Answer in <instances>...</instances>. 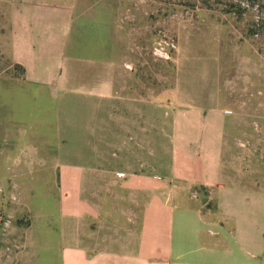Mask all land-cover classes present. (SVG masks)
<instances>
[{"label": "rangeland", "instance_id": "obj_1", "mask_svg": "<svg viewBox=\"0 0 264 264\" xmlns=\"http://www.w3.org/2000/svg\"><path fill=\"white\" fill-rule=\"evenodd\" d=\"M85 3L91 13L83 17L81 12L76 28L105 17L104 36L112 38L119 64L117 106L63 96L53 103L43 86L27 82L24 67L11 61L2 48L6 43L0 42V264H60L58 253L69 244L65 225L71 226L72 237L81 231V185L96 208L84 220L95 235L102 224L104 233L118 232L123 213L117 202L126 196L123 186L131 184L129 241L124 234L125 240L98 243L102 248H131V254H139L146 245L158 244L159 219L167 211L160 208L159 198L153 200L156 195L148 207L149 195L137 193V182L127 181L135 163L91 159L99 134L97 111L102 108L104 123L119 125L103 130L106 157L119 154L118 145L128 152L126 147L137 137L145 136L148 146L158 140L161 130L155 123L168 107L178 73L194 74L198 82L186 85L197 84L202 95L216 90L232 103L236 113L225 129L232 163L227 164L264 172V0ZM2 21L7 22L0 19V25ZM4 30L0 26V36ZM34 93L38 98H31ZM111 108L116 112L111 114ZM135 117L145 119L147 127L135 129ZM124 170L126 176H116ZM97 198L106 204L103 213ZM70 211L75 214L70 216ZM90 244L96 247L95 241Z\"/></svg>", "mask_w": 264, "mask_h": 264}, {"label": "crops", "instance_id": "obj_2", "mask_svg": "<svg viewBox=\"0 0 264 264\" xmlns=\"http://www.w3.org/2000/svg\"><path fill=\"white\" fill-rule=\"evenodd\" d=\"M81 12L83 17L91 13L85 0H0V19L7 20L0 25L5 29L0 36V42L6 43L2 48L11 61L24 67L27 82L43 86L53 103L63 96L117 106L115 67L119 64L114 60L112 38L104 36L106 19L94 25L85 22L77 29ZM83 66L85 71L80 70ZM194 80H199L194 74H177L168 107L155 123L161 134L150 146L145 136L137 137L126 147L128 152L118 145L119 154L106 157L103 130H116L119 125L104 123V108L97 111L99 134L91 160L135 163L127 181L137 182V193L149 195L148 207L156 195L153 200L159 198L160 208L167 211L159 219L158 240L154 239L158 244L146 245L139 254H131V248H102L98 243L125 240L124 234L129 241L131 184L123 186L126 196L117 202V210L123 213L118 232L104 233L102 224L95 238L84 220L96 208L81 185V231L72 237L71 226L65 225L69 244L58 253L60 264H264V172L227 164L232 163V155L226 154L225 129L236 112L218 91L202 95L197 84L186 85ZM38 96L34 93L31 98ZM144 120L135 117L133 127L146 128ZM127 173L116 171V176ZM96 205L103 213L104 201L97 198ZM112 205L116 209V203ZM74 214L70 211V216ZM93 241L96 247L90 244Z\"/></svg>", "mask_w": 264, "mask_h": 264}, {"label": "built area", "instance_id": "obj_3", "mask_svg": "<svg viewBox=\"0 0 264 264\" xmlns=\"http://www.w3.org/2000/svg\"><path fill=\"white\" fill-rule=\"evenodd\" d=\"M164 55H167V53H166V52H164Z\"/></svg>", "mask_w": 264, "mask_h": 264}]
</instances>
